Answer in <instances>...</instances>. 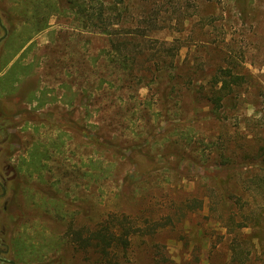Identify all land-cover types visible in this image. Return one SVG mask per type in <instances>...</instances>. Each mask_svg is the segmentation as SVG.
<instances>
[{"label": "rangeland", "instance_id": "rangeland-1", "mask_svg": "<svg viewBox=\"0 0 264 264\" xmlns=\"http://www.w3.org/2000/svg\"><path fill=\"white\" fill-rule=\"evenodd\" d=\"M38 2L0 0V113L8 121L0 158L19 170L5 192L0 187V239L10 250L0 259L12 263L16 249L17 264H85L68 228L93 229L125 214L172 220L132 240V264H264V187L254 194L251 173L217 165L264 153V0L253 1L246 23L231 0L173 1L184 19L152 35L178 41L181 82L165 103V80L128 81L100 54L106 37L82 32L71 17L48 15L42 23L47 10ZM150 3L169 7V0ZM211 18L212 26L201 28ZM211 67L246 77L224 119L183 85L193 76L204 84L196 73ZM144 70L133 73L150 74ZM101 138L115 139L117 156L96 151ZM127 175L132 187L122 186ZM225 191L230 198L210 210ZM190 201H202L203 209L183 208Z\"/></svg>", "mask_w": 264, "mask_h": 264}, {"label": "trees", "instance_id": "trees-1", "mask_svg": "<svg viewBox=\"0 0 264 264\" xmlns=\"http://www.w3.org/2000/svg\"><path fill=\"white\" fill-rule=\"evenodd\" d=\"M152 1L155 3L158 0H39L40 7L47 10V15L43 19L39 18L38 15L41 13L39 9L35 10L33 16L34 19L38 17L42 23L46 22L48 15L71 17L72 22L77 23V28L82 32L106 37L108 48L100 54L105 55L118 71H122L128 81L137 80L139 84L146 81L149 85L155 82L154 79L165 80L166 90L161 97L162 102L165 103L169 101L170 94L175 92L174 86L181 82L175 66L178 41L175 39L171 42L159 41L153 39L152 35L170 28L165 24L173 22L174 19H184L186 12L180 11V6L171 5L176 0H169L166 4L169 6L167 9L150 7ZM253 1L231 0L232 7L242 23H246ZM194 15L197 16V13ZM191 16L193 15L187 17ZM212 24L213 19L211 18L209 23L201 28L212 26ZM44 27L45 25L37 27L36 31L40 32ZM142 66L145 67L144 72L150 74L136 76L133 72L137 67ZM233 70L229 67H211L207 71L200 70L196 73V78L204 84L197 85L194 76H189L190 78L184 81L183 85H186L187 94L206 100L211 115L216 119H224L226 111L235 108L236 97L233 93L246 81L244 75L234 73ZM83 96L89 98V96ZM3 122L0 123V131ZM188 142H191V137ZM93 144L101 156L106 155L109 149L113 151V156L118 155L119 150L116 149L115 139L101 138L99 143ZM121 157L127 158L131 165L134 163L133 159H128L124 153ZM242 161V163H237L232 158L225 157L217 165L225 173H235L239 169L251 173L250 178L249 175L246 176L250 182V190L254 194L258 193L264 187V153L256 159L252 153H245ZM102 165L99 163L100 170ZM132 184V178L128 175L122 181L124 187H132ZM211 192L216 195L213 189ZM217 196V201L208 207L212 211L230 198L226 191ZM193 204H197L195 205L197 207H192ZM203 206L202 201H190L184 202L183 208L199 211L203 209ZM139 220L141 217L111 214L110 217L97 223L93 229L82 227L75 230L69 227L66 237L73 249L82 256L85 264H132L130 246L134 238L152 236L158 229L172 225L169 217L163 219L166 220L165 223H161V219L159 221ZM236 228L242 229L245 225L240 224ZM235 245L238 246V243Z\"/></svg>", "mask_w": 264, "mask_h": 264}, {"label": "flooded vegetation", "instance_id": "flooded-vegetation-1", "mask_svg": "<svg viewBox=\"0 0 264 264\" xmlns=\"http://www.w3.org/2000/svg\"><path fill=\"white\" fill-rule=\"evenodd\" d=\"M3 116L4 115L2 113H0V123H2L4 121L3 122V125H4V124H7L8 121ZM0 171L1 172L3 171L5 173L4 175L1 176V177H3V180L0 181L1 182L0 187L5 192L6 186L16 180V178L19 174V170L15 169V167H12L11 165L7 164L6 161H4L2 158H0ZM15 247H16V245H14V248ZM9 252H10L9 247L4 243L3 239H0V257L1 258L6 257ZM14 252L16 254V249L14 250ZM14 252H13V254H14ZM15 254L13 256L12 263H10V264H17L18 259L16 258ZM0 263L5 264L3 259H0Z\"/></svg>", "mask_w": 264, "mask_h": 264}, {"label": "crops", "instance_id": "crops-1", "mask_svg": "<svg viewBox=\"0 0 264 264\" xmlns=\"http://www.w3.org/2000/svg\"><path fill=\"white\" fill-rule=\"evenodd\" d=\"M5 66V65H4ZM10 67V66H9ZM9 70H11L10 68H9ZM4 71H2V72H0V78H2L5 74H6V72H4ZM7 72H8V70H7Z\"/></svg>", "mask_w": 264, "mask_h": 264}]
</instances>
